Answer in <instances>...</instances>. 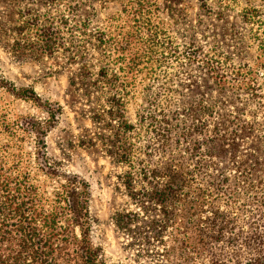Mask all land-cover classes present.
Instances as JSON below:
<instances>
[{"label": "trees", "instance_id": "trees-1", "mask_svg": "<svg viewBox=\"0 0 264 264\" xmlns=\"http://www.w3.org/2000/svg\"><path fill=\"white\" fill-rule=\"evenodd\" d=\"M136 1L140 5V23L152 28V18L144 10L156 2ZM69 7L74 14L70 55L73 61H82L83 67L70 83L77 86L75 89L85 86L87 93L91 87L109 86L110 108L106 114L92 111L93 119L101 122L106 115L108 120L118 122L115 140L109 143L115 156L130 166L120 176V183L135 209H120L112 216L113 224L127 239V247L136 249L139 257L160 260L162 264L173 263L171 253L176 247L185 261L199 258L205 264H264V175L260 176L261 172L264 174V156L255 153L249 162L238 160L237 154L244 135H252L260 126L264 129V95L255 67L237 65L219 49L184 50L186 57L199 62L219 95L229 91L235 97L245 94L244 108L237 107V114L221 112L227 100L209 102L207 93L199 92L190 106L171 110L165 105L167 96L156 94L145 99L137 122L131 123L124 115L126 93L114 90L124 84L125 76L110 74L103 67L94 77L87 63L92 56L90 49L108 45L103 32L88 30L91 16L97 13L94 0H72ZM85 11L87 17L82 21L79 17ZM206 11L212 9L207 7ZM263 11L250 8L244 12L243 20L251 22L262 13L264 16ZM33 21L28 23L30 27L36 26ZM58 23L59 26L52 22L37 27V42L31 44L22 37L25 24L16 25L12 28L16 38L10 47L17 56L28 51L52 54L64 37L61 25L67 21L59 18ZM77 32L86 36L79 40ZM261 35V40L257 38V65L264 67V22ZM239 37L242 38L241 32ZM108 41L113 50V40ZM154 45L157 48L148 50L152 59L153 54L164 57L163 42ZM196 51L199 52L195 54ZM0 85L39 101L33 89L18 91L5 79H0ZM251 105L254 110L249 111L246 107ZM247 112H251L250 121L241 118ZM8 126L4 125V130ZM18 127L36 133L37 150L33 155L20 146L14 148L10 141L0 142V264H106L100 258V249L89 239L93 218L87 182L78 175L61 172L49 161L45 130L36 121L25 119ZM136 129L139 136L152 135L153 140L144 149L137 150L132 142L128 145L123 137ZM171 144L178 154L153 160L155 151ZM229 149L231 167L219 168L215 158L226 156ZM34 162L46 176L59 179L52 191L47 183L34 177ZM230 169L235 170L237 177Z\"/></svg>", "mask_w": 264, "mask_h": 264}, {"label": "rangeland", "instance_id": "rangeland-1", "mask_svg": "<svg viewBox=\"0 0 264 264\" xmlns=\"http://www.w3.org/2000/svg\"><path fill=\"white\" fill-rule=\"evenodd\" d=\"M153 1L155 5L144 10L152 18V28L140 23L137 11L140 5L136 0H94L97 13L91 16L88 28L94 33L103 32L109 45L90 49L92 56L87 63L94 77L103 67L110 74L117 72L125 76L124 84L114 90L126 93L124 115L128 122L136 123L140 106L156 94L167 96L165 105L171 110L190 106L199 92L207 93L209 102L227 100L221 112L237 114V107L244 108L247 96L239 94L235 97L230 91L219 95L218 88L202 72L199 62L186 57L184 50L190 48H202L205 52L219 49L237 65L254 66L264 95V67L257 65L260 52L257 38H262L264 16L262 13L251 22L243 20L244 12L250 8L264 10V0H150L149 4ZM70 2L72 0H36L34 3L31 0H0V79L7 80L18 91L33 89L39 97V101H34L0 85V142L10 141L14 148L20 146L23 151L35 155L36 133L16 127L25 119L36 121L45 130V151L49 161L61 172L78 175L88 184L89 210L93 218L89 239L100 249V258L106 264H162L160 260L139 257L136 249H129L126 237L113 224L112 216L117 210L135 209L120 183V176L130 166L115 156L109 143L115 140L118 122L108 120L106 115L101 122L93 119L92 111L106 114L110 108L107 102L109 86L91 87L87 93L85 86L75 89L77 86L70 83L71 77L79 75L83 68L82 61H73L70 55V26L74 15ZM207 7L212 11H206ZM84 14L79 17L82 21L87 17V12ZM59 18L66 19L67 24L61 25L64 37L52 54L28 51L24 56H17L10 47L16 38L14 26L25 24L22 37L26 44H31L37 42V27L43 28L52 22L59 26ZM33 20L36 26L30 27L28 23ZM77 36L82 40L86 35L77 32ZM108 40H113L111 44L118 51L110 48ZM159 42H163L165 56L153 54L152 59L148 50L157 48L154 44ZM158 56L160 61L156 60ZM28 94L31 93L28 91ZM246 108L252 111L254 105ZM250 113L241 118L252 120ZM6 124L8 130H4ZM136 133L137 129L128 131L123 137L137 150L144 149L143 146L153 140L151 134L139 136ZM240 140L238 160L250 162L255 153L264 156L262 126ZM175 154L178 149L171 144L164 150L155 151L153 160L160 161ZM230 154L229 149L226 156L215 158L219 168L231 167ZM34 166V177L47 183L48 190L52 191L59 179L46 176L36 168L35 162ZM230 171L237 177L234 169ZM171 259L173 263L170 264L206 262L199 258L185 261L177 247L171 253Z\"/></svg>", "mask_w": 264, "mask_h": 264}]
</instances>
